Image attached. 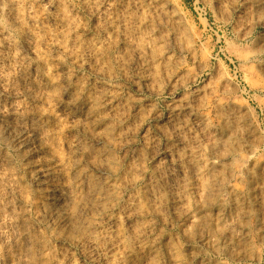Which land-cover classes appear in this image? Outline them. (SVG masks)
Masks as SVG:
<instances>
[{
  "label": "bare ground",
  "instance_id": "bare-ground-1",
  "mask_svg": "<svg viewBox=\"0 0 264 264\" xmlns=\"http://www.w3.org/2000/svg\"><path fill=\"white\" fill-rule=\"evenodd\" d=\"M78 1L87 13L85 26L78 32L75 25L69 29L73 41L68 49L53 39L64 27L52 18L50 7L34 0L30 23L23 24L17 6L10 3L9 26L21 31L30 54L38 57L43 47L47 61L42 65L50 66L45 72L36 62L26 65L15 59L17 88L3 66L10 32L0 26V142L10 147L0 152V264H162L167 255L173 263L175 246L167 248L170 231L162 230L183 221L196 226L211 219L218 227L225 225L215 241L217 252L241 262L240 243L249 244L247 220L254 218L259 227L264 223V163L255 161L254 144L245 141L239 150L245 158L246 189L228 208L221 207L224 190L238 193L229 182L221 186L217 175L222 168L233 177L229 171L236 152H225L233 134L208 123V114L196 107V92L170 102L164 122L152 127L148 123L160 119L152 99L128 93L161 94L164 80L171 88L179 85L181 75L169 74L170 60L181 55L171 44L180 37L176 28L182 18L176 5L165 0ZM221 1L227 5L229 0ZM247 4L264 26V0ZM86 17L103 24L99 37L90 39ZM169 27L175 33H169ZM114 39L116 44L107 50ZM60 51L67 55L64 62L57 60ZM111 70L114 74L103 72ZM74 83L79 90L72 91ZM139 139L143 154L135 150ZM117 166L125 168L126 184L118 182ZM28 207L35 210L36 223L28 220ZM83 216L90 220V230L75 241L69 237L74 245L64 249V237L85 232ZM38 223L51 227L53 239L61 244L49 246L46 257L37 235L41 231L35 230ZM206 229L202 225V232ZM234 231L236 242L228 240ZM209 233L194 242L211 241ZM201 258L195 251L192 259Z\"/></svg>",
  "mask_w": 264,
  "mask_h": 264
},
{
  "label": "rangeland",
  "instance_id": "rangeland-1",
  "mask_svg": "<svg viewBox=\"0 0 264 264\" xmlns=\"http://www.w3.org/2000/svg\"><path fill=\"white\" fill-rule=\"evenodd\" d=\"M165 1L168 4H175L182 18L181 22L178 24L180 28H176V30L178 29L180 31V37H177V39H175L176 41L173 39V42L171 43L173 46H175L178 52H181V55L177 58L176 55L173 54L174 58L170 60L172 64H170L171 69L169 70L170 75H181L179 85L177 86V88H171L169 84H167V80H164L162 89H174V92L165 90V92L158 95L143 93L141 94V96L135 94V90H129L128 93L132 97H140V99L143 100L150 101L152 99L151 103H154L153 105H155L154 107L160 119L154 123L149 122L148 124H151L150 127H152L153 125H157V123L164 122V119L168 116L167 113L170 102L172 103L176 98H181L184 96L190 97L196 95V93L199 94L196 107L200 109V113L202 112L201 114H208V123H212L211 125L220 124L222 125V127L224 126V129L227 130V132H229V135L233 134L230 136V140H232L228 141V147H226L228 149L225 148V152H228L230 149L232 150V152H236H234L237 157L232 166L233 171H229L231 175L233 173V177H229L228 171H225L222 168H220L221 170L218 169L217 171L219 184L221 186H225V184L229 182L233 186L235 185V190H237L238 192H234L235 194H230L227 190V192L224 190L223 194L221 195L222 199L220 197L223 203H221L220 205L221 207L222 205H226V208H228V206L235 202L234 200L237 198L236 195L240 194V192L244 191V189H246L247 187L245 179L242 176V172L245 167V158L241 156L239 151L243 146V144L241 145V143L248 141L252 145L254 144L253 146H255V161L264 163V26L262 24H258V21L261 17L258 16L255 8L251 7L252 5L249 6V4H247V2L250 0H229L227 5L223 3L220 4V2H223L221 0ZM38 2V5L50 7V15L52 16V18H55L59 22V24L64 27V32L61 33L62 35L60 34V37L56 36L53 39L57 42V44H60L63 49L70 48V43L73 40L67 33L69 29H71L75 25V32H78V30H80L82 26H85L84 18L87 13L84 12L85 10L83 8V5L78 0H38ZM10 3L14 4V6H17L16 9L20 12L23 24H25V22L29 24V12L31 7L35 5V2L34 0H0V26H5V28L7 27V29H9L11 39V46H9L5 51L6 56L4 60L5 62H3V66L11 71V76L13 78L12 80L16 83L15 88H17L20 85V77L19 75L16 76L18 74V72L16 71V69L18 68L16 66H18V64H16L15 66V59L23 61L26 65H31L33 62L35 64L36 62L37 65L39 64L38 68H40V70H44L45 72L49 71L50 66L42 65L43 62L45 63L47 61V57H45L47 51H45L43 47L38 48V57L30 54L28 50L29 45L26 42L21 31L19 32L17 30H14L11 26H9L6 18L7 14H9L8 7L10 6ZM245 7L247 10L245 9ZM231 8H234L235 10L233 11ZM87 24L92 30V35L91 37L89 36L90 39L99 37V26L102 23L95 22L94 20L90 21L87 18ZM48 26L51 28V30L55 27L52 22ZM169 33H175L174 28L172 29L171 27H169ZM115 44L116 39H114V41L110 45H107L106 49L111 50V48ZM62 52L63 51H60L57 54V60L59 59L58 61L60 62H64L67 58L66 53ZM64 56H66V58ZM114 60L115 59H113L112 62H114ZM105 61L109 62L107 57L105 58ZM181 66L183 68H180ZM13 68L15 69L13 70ZM103 72H105V75L114 74L113 70L107 73L106 71ZM81 75L83 76L86 74L83 73ZM76 82L77 81L75 80V83ZM73 90H79L78 83L72 86V91ZM58 92L59 90L56 91L57 94ZM149 119L150 118H147V116H145L144 118V120ZM148 124L146 126V129L148 127ZM253 131H255L256 133ZM242 140L244 141L241 142ZM141 143L142 142L139 139V141L137 142L138 146L136 145L135 150L136 152L137 150H139L138 152L143 154V151L141 150ZM9 148L10 147H8L6 143L0 142V152H8ZM231 150L228 153H230ZM128 165L129 164L126 163V166ZM116 168V172L117 174H119V176L117 175V178H119L118 182L120 184H126L129 180V177L124 171L125 168L123 169L122 166H117ZM224 173H226L227 175ZM19 174L21 178L23 177V180H26V176L23 172L20 171ZM22 187H25V184ZM191 201L192 200H190V202ZM211 201L213 203V199H211ZM28 209L31 211H28V214L31 215L28 216V220H30V222L34 221L36 223L35 210L33 209V207H28ZM234 211L236 213L238 212V210L236 211V209ZM85 219L86 218L83 216L81 219L83 226L80 224L81 229L85 230L84 233L77 232L76 234L74 233L75 235L73 234L77 237H74L71 234L70 236L64 237L65 239L62 238V247L64 249H68L69 246H73V242L75 241L74 239L83 238L84 236H86V231L87 229L90 230L91 224L89 223L90 220L84 221ZM83 222L86 224V226L85 224H83ZM247 224L249 227V244L246 246L245 244L243 245V242H241L239 247L240 250L236 249L237 251H241L242 254L244 253L241 262H235L228 256L219 254L217 252V249L215 248L217 247L215 241H217V236L221 237L223 235L222 232L225 231V225L219 224L220 226L218 227L217 222H215L214 219H211L209 221H204V224L202 222L201 224L199 223L196 226L194 224L191 225L190 222L183 221V223L181 222L179 224L177 223L171 226L172 229L166 228V230H162L166 231L167 233L168 231H170V234H168L169 236L167 243L169 244L167 245V248L172 249L174 246L176 247H174V250L172 249V251L174 252L175 260L177 259L176 261L179 262L172 263V261H170V263L169 260L171 259H169V256L167 255V257H163L162 264H264V236L262 235V230H264V223L259 227L254 218H249L247 220ZM202 225L207 228L206 232H202ZM212 227L214 228V230L211 231L210 234L209 230H211ZM36 228L37 229L35 230L37 231V233L38 231H41L37 235H39L38 240L40 245L42 246V248L45 247L43 249L45 251H42V253L44 252L43 255L45 254L44 257H46L49 253L48 247L60 243L53 239L52 234L54 233V230H51L52 228L48 227V225L38 223L36 225ZM51 231L52 233L50 234L49 232ZM199 231L201 234L199 233ZM202 233H209L213 238L211 239V241H205L203 245L194 242L195 238L199 237V235H203ZM71 236L73 237L72 239L74 241H71ZM235 236L236 232L234 231L233 236L229 235L228 240H233V242H236ZM195 251L196 253L200 252V254H202V260L192 259ZM72 254L75 259H79L78 251H73ZM176 256H178V258ZM41 264H46V262L44 261Z\"/></svg>",
  "mask_w": 264,
  "mask_h": 264
}]
</instances>
